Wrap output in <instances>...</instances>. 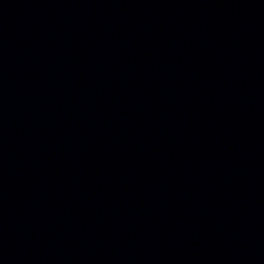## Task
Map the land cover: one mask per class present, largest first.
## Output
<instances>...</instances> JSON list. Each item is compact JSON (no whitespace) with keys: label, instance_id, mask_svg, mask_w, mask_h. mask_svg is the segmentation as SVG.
Wrapping results in <instances>:
<instances>
[{"label":"water","instance_id":"95a60500","mask_svg":"<svg viewBox=\"0 0 264 264\" xmlns=\"http://www.w3.org/2000/svg\"><path fill=\"white\" fill-rule=\"evenodd\" d=\"M123 0H0V113Z\"/></svg>","mask_w":264,"mask_h":264}]
</instances>
